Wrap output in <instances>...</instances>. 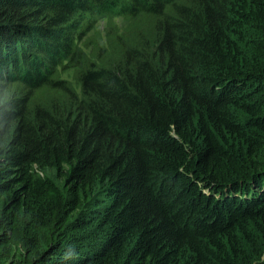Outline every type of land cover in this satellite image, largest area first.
<instances>
[{
    "label": "trees",
    "instance_id": "obj_1",
    "mask_svg": "<svg viewBox=\"0 0 264 264\" xmlns=\"http://www.w3.org/2000/svg\"><path fill=\"white\" fill-rule=\"evenodd\" d=\"M0 264H264V0H0Z\"/></svg>",
    "mask_w": 264,
    "mask_h": 264
},
{
    "label": "rangeland",
    "instance_id": "obj_2",
    "mask_svg": "<svg viewBox=\"0 0 264 264\" xmlns=\"http://www.w3.org/2000/svg\"><path fill=\"white\" fill-rule=\"evenodd\" d=\"M114 22L116 23V25L118 26L119 30H122L126 23H127V20L121 16H116L114 17ZM106 19L105 18H102L100 20L97 21L95 27L93 30H91L88 34H91L94 30L98 31V33L102 36V38L105 36V29H106ZM89 50V47L86 48V51ZM61 76L62 77H65L69 80H71L73 83H74V78H73V75H72V68H65L64 70L61 69Z\"/></svg>",
    "mask_w": 264,
    "mask_h": 264
}]
</instances>
